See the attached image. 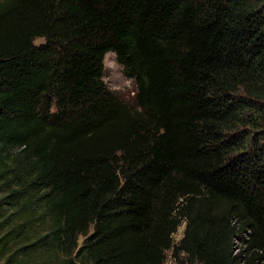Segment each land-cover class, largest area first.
Wrapping results in <instances>:
<instances>
[{
    "label": "trees",
    "instance_id": "16d2710c",
    "mask_svg": "<svg viewBox=\"0 0 264 264\" xmlns=\"http://www.w3.org/2000/svg\"><path fill=\"white\" fill-rule=\"evenodd\" d=\"M167 252L264 264V0H0V264Z\"/></svg>",
    "mask_w": 264,
    "mask_h": 264
},
{
    "label": "rangeland",
    "instance_id": "374dc122",
    "mask_svg": "<svg viewBox=\"0 0 264 264\" xmlns=\"http://www.w3.org/2000/svg\"><path fill=\"white\" fill-rule=\"evenodd\" d=\"M42 40H36V44L42 43ZM104 83L119 99L125 102L130 107L134 108V95H135V83L132 79H129L123 71V68L117 63L115 55L113 53H108L104 57ZM185 229V223L178 228L176 234L174 235V242H178L182 236ZM83 237H79L78 243L81 245L83 243ZM235 250H237L240 245L235 244ZM185 256L179 257V259H173L170 252L166 253V263L165 264H188Z\"/></svg>",
    "mask_w": 264,
    "mask_h": 264
}]
</instances>
